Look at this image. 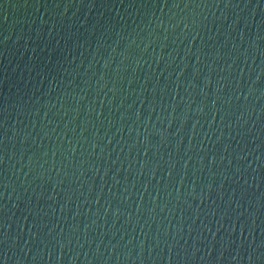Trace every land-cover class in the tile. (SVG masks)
<instances>
[{"label": "water", "instance_id": "95a60500", "mask_svg": "<svg viewBox=\"0 0 264 264\" xmlns=\"http://www.w3.org/2000/svg\"><path fill=\"white\" fill-rule=\"evenodd\" d=\"M0 264H264V0H0Z\"/></svg>", "mask_w": 264, "mask_h": 264}]
</instances>
